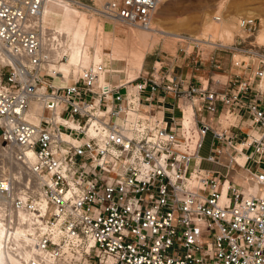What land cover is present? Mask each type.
I'll return each mask as SVG.
<instances>
[{
  "label": "built area",
  "instance_id": "obj_1",
  "mask_svg": "<svg viewBox=\"0 0 264 264\" xmlns=\"http://www.w3.org/2000/svg\"><path fill=\"white\" fill-rule=\"evenodd\" d=\"M49 1L0 0V226L15 259L264 264V52L246 41L256 19L241 18L246 35L223 47L232 63L228 91L209 88V80L182 91L180 76L158 75L162 59L130 80H102L104 63L92 62L68 82L48 71L54 53L42 39L44 27L52 28L43 15ZM162 1L66 3L148 29ZM191 48L181 51L200 62L199 44ZM159 91L199 105L214 124L197 118L189 130L174 115L158 117L150 108ZM208 135L209 154L201 156ZM238 155L245 156L241 166ZM231 172L249 175L261 192L245 193Z\"/></svg>",
  "mask_w": 264,
  "mask_h": 264
},
{
  "label": "bare ground",
  "instance_id": "obj_2",
  "mask_svg": "<svg viewBox=\"0 0 264 264\" xmlns=\"http://www.w3.org/2000/svg\"><path fill=\"white\" fill-rule=\"evenodd\" d=\"M157 9L155 13L157 12ZM83 12H86V10L69 5L66 3V0H50L46 3L43 9L44 17L47 18V20L48 18H50V20L52 18L53 20L52 25L50 24L52 28L46 26L44 27L42 39L43 47L45 48V50L52 51L54 53V59L52 63H50L48 71L52 72L54 70L58 74H63L68 82L73 81L77 77L81 67H85L92 62L104 63L106 71L104 72L103 76H101L102 80L107 79V77L118 76V70L120 69H118V65L116 67L114 66V68H109L111 67L110 63L112 61L117 62L124 59L123 50L116 47L117 43H121L123 47L125 45L129 47L138 45L145 51H151L159 42V37H180L176 33H170L167 30L160 28L158 23H156L155 26H151L150 24V28L143 29L131 25H126L115 20L98 17L101 19L109 20L112 23L124 24L133 29L135 28V30L129 31L126 29H120L118 28V26L110 24V22L105 24H103L104 22L101 23L103 25L97 23L93 26L92 22L90 21L91 17L89 16V14H85ZM94 16L97 17L96 15ZM153 18L154 16L152 17V20ZM152 20L151 23H153ZM94 22L96 23V21ZM107 24L110 25L108 30ZM238 27L239 28L237 30H234V28H232V24L230 23H220L217 25L211 23L204 29V32L203 34H201L202 36L200 38L188 39L193 41L194 43H198L199 45L205 44L212 47L223 48L227 46L226 44H224L225 40H232L234 38V34L244 32V30L240 28L239 22ZM91 32H93V40ZM101 36H104L105 44L108 48H105L104 54L99 51L101 45ZM217 38L218 40L221 38L219 42H221V40L223 39V44H217ZM92 41H94V44L92 47L93 49L91 50ZM255 41L259 44H264V24H261L260 33L256 36ZM132 48L135 49L134 47ZM63 55L66 56L65 60H62ZM105 58L107 59L106 64L105 61H103L105 60ZM112 73L116 74L111 75ZM262 82H264V77ZM39 113L40 107L38 105H35L33 110L30 112V119L35 122L38 121ZM180 116H182L181 121L184 125V128H188L189 130L195 129L194 114L189 103L181 106ZM26 156L28 158L27 161H31L33 159V156L30 152H27ZM235 158L236 162L240 166L242 165L243 159L245 161L244 155H238ZM247 178L248 179H245V183H249L250 181L249 175H247ZM240 184L243 186L242 182ZM252 184V191L243 186L245 193H260V186L254 183ZM16 233V236H18L19 233L21 234V232L18 230ZM16 236L15 238H17ZM9 262L13 263L18 261L15 259L11 249L9 248V244L6 245L5 236L3 235V228L0 226V264H9ZM18 263L22 264L20 262Z\"/></svg>",
  "mask_w": 264,
  "mask_h": 264
},
{
  "label": "rangeland",
  "instance_id": "obj_3",
  "mask_svg": "<svg viewBox=\"0 0 264 264\" xmlns=\"http://www.w3.org/2000/svg\"><path fill=\"white\" fill-rule=\"evenodd\" d=\"M82 12V11H78ZM85 14H89L91 17V22L93 26L97 23L105 24L109 23L118 26L120 29H126L129 31H134L135 28H131L129 26H126L124 24L120 23H112L109 20L101 19L98 17H95L93 14L90 15V13L83 12ZM95 17V18H93ZM241 18H255L256 19V26L255 30L253 32V35L249 37V39H246V41H250L252 44H254L256 47H258L262 52H264V44L263 43H257L255 41L256 36L260 33L261 30V24H264V0H164L159 4V7L157 9V12L154 15V18L152 20L153 23H151V26H155L156 23L159 24L160 28H163L164 30H167L168 32L176 33L180 37L173 38H162L159 37V42L156 44L154 49L151 51H145L138 45H133L131 47L125 45H121V43H117L116 47L123 50L124 53V59L122 61H112L110 63L109 68H114V66L118 67V76H113L115 79H132L136 76L137 73H152L153 69L152 66L155 64L156 68L160 66L157 59L164 60L166 57H170L171 55L179 54L178 51L181 47H187V51H191V45L192 42L187 43L191 40H184L183 37L188 38H200L204 32V29L209 24H220V23H230L232 24V28L234 30H237L238 22ZM98 20V21H97ZM96 21V23L94 22ZM47 22L52 25V18H48ZM94 22V23H93ZM155 23V24H154ZM101 24V25H103ZM120 24V25H119ZM110 25L107 24V30L109 29ZM101 33V32H100ZM246 33L240 32L234 34V38L232 40H218L216 39L217 44H221L224 41V44L229 46L232 44L235 40L239 41L238 36H245ZM92 40L93 32H91ZM103 38V39H102ZM231 41V42H230ZM91 43V50L93 49V43ZM101 45L99 48V51L104 54L106 44L104 36H101L100 39ZM103 43V44H102ZM223 44V43H222ZM103 46V47H102ZM134 47L135 49H133ZM200 50L203 51L204 56L209 55L212 52H215V58L218 57V60H221L225 62V58H227L226 63L222 64L221 62L218 63V68L216 67H210L209 69L214 70L218 73L226 74L229 73L232 63L230 59L229 51L225 50L224 48L219 47H212L205 44L199 45ZM108 49V48H107ZM106 49V50H107ZM127 54V55H126ZM245 59L246 57L234 55L233 59ZM105 64L107 59L105 58ZM157 61V62H156ZM116 62V63H115ZM121 63V64H120ZM257 60L255 59L254 65H256ZM199 67H203V65L199 64ZM235 67V66H234ZM236 68V67H235ZM233 68V70L235 69ZM116 73H112L111 75H115ZM110 76V75H109ZM220 80H225L224 76H218ZM262 85H264V82H262ZM1 132V131H0ZM210 137L209 135L204 141V144L202 148L199 150V154L201 156H207L209 154V143H210ZM237 157V156H236ZM261 158V157H260ZM264 159V157H263ZM206 163L203 164L205 166ZM192 166V163L190 167ZM251 167L254 169L257 167L256 164H252ZM264 169V165L262 167ZM18 262H9V264H17ZM19 264V263H18Z\"/></svg>",
  "mask_w": 264,
  "mask_h": 264
},
{
  "label": "crops",
  "instance_id": "obj_4",
  "mask_svg": "<svg viewBox=\"0 0 264 264\" xmlns=\"http://www.w3.org/2000/svg\"><path fill=\"white\" fill-rule=\"evenodd\" d=\"M180 53L171 55L170 57H166L162 61L161 69L159 70L158 75L164 74V72L169 71L168 80L171 81V78L180 76L181 79L184 80L181 90L184 91L187 89L188 84L194 85L196 87L204 86L205 80L208 81V87L217 90V91H228L233 87L232 81L233 76L231 75V71L226 74L218 73L214 70L209 69L210 67L218 68V63L221 60H218V57L215 58V52H212L209 55L206 54L204 56L203 51L200 52V62L195 61V57L188 55V53L183 54L181 48L178 50ZM230 56V55H229ZM227 58H225V62L223 61L222 64L226 63ZM201 64L203 67H199L198 65ZM218 76H224L225 80H220ZM178 103V104H177ZM190 104L192 112L194 113V119L202 118L206 122H210L214 124V120H211L210 114L203 110L198 112L197 108L199 105ZM187 103L183 104L179 102L173 95L172 92H163L159 91L152 100L151 104V112H154L158 117L167 119L170 121L172 115L175 116L177 119V124H179L181 117L180 116V109L181 106L186 105ZM195 121V120H194ZM206 163L205 166L203 164ZM244 163V159L242 165ZM202 167L206 169H215L216 166L213 163L203 161ZM241 176H246L245 172L240 170ZM241 176L236 175L234 172H231L230 180L233 183H236L242 186L240 183L242 182L243 186L251 190L253 187L252 182L245 183V179ZM242 186V187H243ZM252 191V190H251Z\"/></svg>",
  "mask_w": 264,
  "mask_h": 264
}]
</instances>
